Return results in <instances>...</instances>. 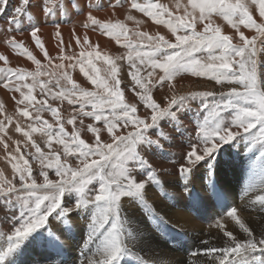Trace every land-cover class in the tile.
<instances>
[{
  "label": "snow or ice",
  "instance_id": "obj_1",
  "mask_svg": "<svg viewBox=\"0 0 264 264\" xmlns=\"http://www.w3.org/2000/svg\"><path fill=\"white\" fill-rule=\"evenodd\" d=\"M7 3L8 0H0V16L4 15ZM29 3L30 0H20L19 6L15 7L8 16L9 25H14L17 31L20 30L21 17L31 15L26 13ZM120 3L121 0H115V3L109 0V6L113 8L120 6ZM95 6L102 7L100 4ZM189 6L191 12L188 11ZM252 6L258 8L259 22L249 11ZM65 7V0H60L58 5L54 4L53 0H47L42 11L45 16H49ZM130 7L151 17L157 24H165L175 36V43L159 33L152 35L136 29L130 34L124 23L102 22L93 16L91 11L88 12L87 22L83 26L98 29L113 37L117 43L124 41L122 46L128 49L129 76L142 89L143 94H139V100L146 110H150V115L144 118L134 116L137 112L136 104L124 102L123 92L119 88L121 81L117 78V66L107 55L104 56V60L109 65L107 71L113 80L111 86L106 79L102 80L98 75H89L85 71L84 59L76 61L80 65V71L91 83L106 93L101 95L100 92L80 88L67 72L60 71L65 67L63 63L56 64L55 70L51 73L42 71L40 61L24 48L22 41H16L15 37L7 40V44L13 50L23 49L22 54L37 65L35 72L9 67L0 69L2 86L9 91L19 92L22 97L16 100L13 96L17 105H25L24 108L17 107V112L21 116L31 117L29 106H32L34 101L39 105L35 108L37 115L33 118V123L28 125L31 132L23 131V135L31 140V133H42L48 138L49 149L55 141L63 146L65 156H74L81 166L72 167L62 162L60 153L52 151L45 153L33 141L31 146L35 149L34 158L40 162L39 176L43 177V182L38 183L37 178L32 174L29 160L21 151L19 142L14 153L8 152L10 160L15 161L12 163L13 179H6L0 173V201H3L12 213L10 217L3 219L5 221L11 219L18 226L14 227L12 234L7 237V248L0 252V264H5V261L33 232L45 227L50 217L67 225L71 222L70 213L85 209L91 211V219L87 224L84 243L89 246V250L91 245H96V251L93 253V257L96 258L82 260L81 264H121L126 256L131 255L126 238L133 234L128 227V219L122 214L121 198L129 197L148 207L144 201L146 183L158 184L159 179L156 169L141 152L153 148L163 149L162 141L172 142L173 138L161 127L162 121L168 120L173 126V131L182 132L178 113L192 111L191 101L218 95L222 102L209 104L205 99H201L197 111L204 113L203 120L198 124L199 131L195 142L189 144V149L182 158L184 163L179 168L185 191L188 190L190 178L197 165L201 161H212L221 142L228 143L242 136L239 129H243L246 134L242 136L244 140L250 143L259 142L260 147L264 148V68H262L264 62L259 59L264 53V0H234V2L188 0L187 6L177 3L178 9L184 8V16L175 15L159 0H146L144 3L131 0ZM197 10L198 16L195 15ZM214 14L222 16L236 29L240 43H233V37L223 34L219 26H213ZM189 17L190 20L187 19ZM127 19L135 21L137 25L140 23L131 15ZM198 24L202 25L201 31H197ZM240 25L254 30L256 35L252 38L246 37L240 31ZM56 28V36L60 37L59 24ZM40 31V27L33 26L30 35L51 64L53 58L49 56L38 36ZM60 43L63 44V41L61 40ZM77 43H80L79 37ZM83 43L89 44L86 35ZM63 52L64 49L61 47V60L64 58ZM197 53H207V55L198 58ZM81 55L83 56V52ZM88 55L90 56L91 53ZM96 56L99 57L100 53L97 52ZM120 58L122 57L117 59ZM67 59L71 61L73 57L69 56ZM0 61L7 63V57L0 55ZM88 63L91 65V60ZM68 67L72 68L74 65L69 63ZM157 69L163 73L156 80L161 87L168 82L171 89L172 80L184 72L207 77L218 85L227 83L230 87L226 93L207 91L178 96L173 92L170 99L165 97L168 102L162 107L152 98L150 89L144 82L148 77H153ZM141 70L146 72L145 77L140 76ZM42 76H49V80L42 81L40 79ZM28 79L31 83L26 82ZM14 81L17 83H13ZM61 81H64V84H61ZM147 83L151 84L152 81L148 80ZM49 85L60 91L53 92ZM37 86L43 97L52 100L67 99L69 104L79 105L76 115L67 120L68 124L74 126L71 134L65 131L64 124L58 118V109L51 107L47 98L37 100L36 96L32 95ZM22 88L27 89V94ZM88 105L91 106V111L85 110ZM3 111V105L0 104V114ZM44 111L50 112L56 118L55 128L47 120L41 121L39 113ZM78 116L81 117L79 121L81 125H83L82 117L102 121L112 142H103L100 136L102 129L88 125L87 130L93 133L95 140L94 143H86L80 138L75 127ZM5 120L10 124L12 117L6 116L4 120H0V133H5ZM129 125L132 126V131L124 134L114 132V129L118 130L120 127L127 129ZM253 129L256 131H250ZM16 131H22L19 124L16 125ZM0 143H3L5 151H8L9 145L2 138ZM211 167L212 164L209 163V168ZM46 169H53L58 179H50ZM137 172L142 173L146 179L138 182L134 175ZM17 175L19 185L14 183ZM248 191H245V196L248 195ZM66 193H73L75 200L71 203L67 201ZM257 206L258 210L264 213V194H256L254 199L249 200L251 209H256ZM237 213L238 209L234 206L226 211V215L235 221L245 234V238L237 239L233 232L226 230L218 220L216 226L227 238L225 244L223 247H205L201 249V254L218 264H264V234L257 238L254 231ZM153 218L162 220L156 216ZM49 233L54 238L53 242L59 240L51 229ZM201 243L209 245L207 240ZM138 264H143L142 260Z\"/></svg>",
  "mask_w": 264,
  "mask_h": 264
},
{
  "label": "bare ground",
  "instance_id": "obj_2",
  "mask_svg": "<svg viewBox=\"0 0 264 264\" xmlns=\"http://www.w3.org/2000/svg\"><path fill=\"white\" fill-rule=\"evenodd\" d=\"M47 0H30L29 5L26 8V13H30V17L28 15H24L21 17V25H20V30L17 31L15 29V26H10L9 22H8V16L12 14V10L19 6L20 0H8L7 3V8L5 9L4 15L0 16V55H4L7 57V63H5L4 61H0V69H3L5 67H9V68H20L25 70V72H35L37 65L30 59L27 58L26 55L22 54L23 49H18V50H13L8 44H7V40L11 39L12 37H15L16 41H22L23 42V46L24 48H27L28 51H30L32 53V55L36 58V60L40 61V65H41V70L42 71H47L49 73L53 72L55 70V65L56 64H60L63 63L65 65L64 69L60 70V71H65L67 72L72 80L80 87L83 89H86L88 91H93V92H98V88L93 85L91 83V81L88 79L87 76L84 75V73H82L80 71V65L78 63H76V61L78 59H84V66H85V71L89 73V75L91 76H99L100 79L102 77V79H105L107 77L106 72L101 68V66L107 64L108 63L104 60V56L107 55L109 57V59L113 60L117 66V76L119 78V80L122 83L126 82V76L128 73V70L125 69L123 67V56H126L127 53L124 52L128 49H126L125 47H123V43L124 41L121 40L120 43H117V41L113 38L110 37L106 34H104L102 31L98 30V29H94L92 27L89 28H85L83 26V24L85 22H87V14L89 11H91L92 15L95 16L97 19H99L102 22H106V21H111V22H116V21H120L122 23H124L128 29L129 32L131 34L132 31L138 29L139 31L142 32H147L149 34H157L159 33L160 35L165 36L166 39L170 40L171 42L175 43V36L172 34V32L169 30V28L161 23V24H157L155 23L151 17H148L146 15H144L143 13L138 12L135 9H131L130 5H131V0H121L120 6L113 8L109 6V0H65L66 3V7L63 8L61 11H59L58 13H54L53 15H49V16H45L44 12L42 11L43 5L44 3H46ZM54 4L58 5L60 3V0H53ZM113 3H115V0H112ZM139 2L144 3L146 2V0H139ZM160 3H163L165 5L168 6L169 10H171L175 15H180V16H184V8H177V3L181 4V5H188V0H159ZM230 2H234V0H230ZM96 4H100L102 5V7L97 8L95 5ZM188 11L191 12L192 9L190 8V6L188 7ZM249 11L252 13L253 18L256 19L259 22V12H258V8H256V6H252L249 8ZM199 12L198 10L196 11L195 15L198 16ZM131 15L134 16L136 18V20L140 21L139 25L136 24L135 21L133 20H129L127 19V17ZM187 19H191V17L187 18ZM212 23L213 26H219L222 30V33L225 35H229L230 37H233V43H240L239 41V36L236 32V29L234 27H232V25H230L222 16H217V15H213L212 16ZM59 24V31L61 33L60 37L56 36V25ZM33 26H38L40 27L41 31L38 33V36L41 38L42 43L45 46V49L47 50V52L49 53V56L52 59L51 64L49 63V60L46 59L43 55V53L40 51V49L35 45L34 41L32 40V37L30 35V29ZM11 29V30H10ZM202 30V25H197V31H201ZM240 31L244 33V35L247 36H255L256 33L254 30H249L247 28H245L243 25H240ZM177 34H182V33H177ZM88 37L89 40V44H84L83 43V38L84 36ZM77 37L80 38V43H77ZM63 41V44L60 43V41ZM63 47L64 52H63V60L60 59L61 53H60V48ZM83 52V56L81 55V53ZM99 52L100 56L97 57L96 53ZM91 53V55L89 56L88 54ZM198 54V58H204L206 57V53H197ZM196 54V55H197ZM73 57V59L71 61H69L67 59V57ZM87 57V58H84ZM118 57H122L120 59H117ZM259 59L264 62V53H262L259 57ZM91 60V65H89L88 61ZM69 63H72L74 65V67L69 68L68 65ZM109 68V65H108ZM262 68H264V63H262ZM160 75H163V73L157 69L153 75V77H148L147 80H145L144 82H147L148 80L152 81V83L150 85L154 86V85H159L156 83V80L158 79V77ZM146 76V72L141 70V77H145ZM200 77V76H199ZM40 79L42 81H48L49 80V76H42L40 77ZM27 83H31V80L28 79L26 81ZM13 83H17V82H13ZM23 83V82H20ZM64 83V81L62 82V84ZM167 82L164 83L165 85V92H150V94L152 95V98L156 101V102H163V100L165 99V97H171V95L173 94V92L175 94H180L182 92H187V91H193V90H207V91H211L214 93H217L218 91L224 90L225 88V84L224 85H216L214 82H212V80L207 79V77H202L201 78H194L190 72H184L181 73L179 75H177L173 80H172V88L170 89L169 87H167ZM227 84V83H226ZM163 85V86H164ZM228 85V84H227ZM160 86V85H159ZM49 87L52 89V91L58 92L57 88L52 87L51 85H49ZM70 87V85H69ZM228 88L230 87V85L227 86ZM131 90H128L127 88H122L120 89L123 92L124 98L126 99V103L127 104H136L137 106V112L134 114V116H141L144 114V110H141L138 108V99L137 97L134 95L133 93V87H130ZM135 89V88H134ZM22 90L27 94V89L26 88H22ZM158 90V89H157ZM60 91V89H59ZM171 91V92H170ZM40 92L39 87L37 86L33 92L32 95L36 96L37 100H41L42 98H47V97H43L40 94V97H38V93ZM13 96L16 98V100H20L22 99V97L20 96L19 92H15V91H9L8 89H5L2 86V83H0V104L3 105V113L0 114V120H4V118L6 116H11L12 117V122L9 124L6 120H5V124H6V130L5 133H0V138L3 139V141L5 143H7L9 145V148L11 147V144H13L11 141L15 138H24L25 141L29 140L27 137L25 136H20V134L18 135L17 131H16V125L19 124L22 130L25 131H29L31 132L30 128L28 127V125L30 123H33V118L37 115L35 108L39 107V105H37L35 103V101L33 102L32 106H29L28 110L31 113V117L29 118H25L23 116H21L18 112H17V107L19 108H24L25 105H17L16 104V100H13ZM216 97V96H215ZM219 98V97H218ZM213 99V97H212ZM217 99V98H216ZM220 99V98H219ZM221 101V100H220ZM27 103V102H26ZM48 103L51 105V107H54L56 109H58V113L59 116L58 118L60 119V121L64 124V126H67L69 129V132L72 133L73 129H71L70 127H74L71 124L67 123V120L72 118L73 115H76V110L73 111L70 108L77 106V105H71L69 104L67 99H62V100H52L49 99ZM65 104L66 106L64 107V111L62 110V104ZM216 103V102H215ZM63 104V105H64ZM210 104V103H209ZM213 104V103H212ZM90 108L91 106L88 105ZM92 110V109H91ZM90 110V111H91ZM198 113V112H197ZM40 117H41V121L43 120H47L50 124H52L53 126L56 125V118H54L52 116V114L48 111H44L39 113ZM197 115V114H196ZM191 116V115H190ZM196 117V116H195ZM199 118H203V117H199ZM81 117H77V123L75 125V127H83V131L80 132L79 134H81L84 137H90V140L92 141V136L93 133H91L90 131L87 130V126L88 125H93L95 127H98L100 129H102L100 136H101V140H105V138L109 137L111 138V136L108 134L107 129L104 127V124L102 121H95V120H91V121H87L85 120V117H82L83 119V125H81L79 123ZM192 120V119H191ZM198 121V120H197ZM191 121L189 122L186 118H184V121H182V124H186L190 127H188V129H191L190 131L193 132L192 129V125L195 124V122H192V124H190ZM198 124H195V126H197ZM194 126V127H195ZM132 127V126H131ZM197 128V127H195ZM243 129H239V131L242 133ZM119 130L114 129V132H118ZM132 131V129H131ZM197 131V130H196ZM195 131V132H196ZM251 131V130H250ZM256 131V129L254 130ZM128 131H125L124 133H126ZM119 134H124L123 131L118 132ZM177 135V134H175ZM191 135V134H190ZM191 138V137H190ZM239 138V137H237ZM47 137L44 136L42 133L40 132H36V133H31V140L30 142L32 143L33 141L38 144L41 149L45 150V151H52V152H58L60 154H62L61 156V161L62 162H67L69 163V161L71 163H75L76 159L74 156H65L63 153V149H60L59 144H57L55 141H53L51 149H49L48 144H47ZM193 139V138H192ZM240 139V138H239ZM243 139V138H242ZM22 142V139L20 138ZM179 140V139H178ZM177 140V141H178ZM191 140V139H190ZM24 141V144H25ZM189 141V140H188ZM15 142V140H14ZM180 142V141H179ZM195 142V141H194ZM27 143V142H26ZM91 143V142H90ZM187 143V142H185ZM176 144V143H175ZM179 143H177L176 145H178ZM190 144V143H189ZM245 144V143H244ZM0 145H2V143H0ZM14 145V144H13ZM22 145V144H21ZM31 145V144H30ZM164 145V144H163ZM249 145V144H248ZM26 146V144H25ZM168 146V144H167ZM188 146V145H187ZM224 154H225V161H226V167L223 168L221 171L219 170V179H220V183L223 184L226 193L228 195V197H230L231 200H233L234 196H236V191L239 190L238 188H235L236 185L239 183L238 181L242 180L243 178H245V184H244V190H249L248 191V195L246 198H240L239 200V206L240 208L238 209V213L237 215L243 220V222H245V224L250 227L254 233L256 234V236H261L262 234H264V222H260V220L264 221V214L262 213H257V210L252 211V209L249 207V200L252 199L253 196L256 195L257 192H259L258 194H260V192L262 191L261 188H259V191H257L258 189V184L257 183H263L264 180L262 181V179L264 178V173H258L256 174L254 172V169L258 170L257 165L255 164H242L245 165V168H247V170L245 172H243L244 170H242L241 167V163L240 161H238L237 159H240V155H241V150L242 145L239 144L238 139L233 140V141H229L228 143H224ZM13 147V146H12ZM181 147V146H180ZM8 148V151H2L0 153V165L3 166L4 163H8L11 164V161H7L6 160V156L8 155V152H12L10 151V149ZM168 148V147H167ZM189 148V147H188ZM222 148V147H221ZM252 148V147H251ZM4 149L0 147V150ZM170 149V148H169ZM172 149V148H171ZM247 149V148H246ZM258 149V147H257ZM139 150V149H138ZM219 150V149H218ZM259 150V149H258ZM147 151V150H146ZM149 153L152 151H150L148 149ZM147 151V152H148ZM243 151V150H242ZM263 151V150H262ZM144 152V151H143ZM223 152V151H222ZM246 152V151H245ZM258 152V151H257ZM255 152V153H257ZM171 153V152H170ZM144 154V153H143ZM146 154V153H145ZM152 154V152L150 153ZM155 154V152H154ZM250 154V152H249ZM259 154V153H258ZM160 155V154H159ZM183 154L178 155L175 159H177L179 161V163H184L183 161ZM219 155V154H218ZM184 156V155H183ZM216 156V155H215ZM244 156V155H243ZM167 157V156H166ZM164 158V157H163ZM216 158V157H215ZM222 158V157H221ZM262 158V157H261ZM162 159V158H161ZM236 159V160H234ZM244 159V157H243ZM163 160V159H162ZM172 160V159H171ZM214 160V158H213ZM217 160V159H215ZM220 160V159H219ZM234 160V161H233ZM246 160V159H245ZM233 161V163H232ZM149 162L153 165L154 169H161V165L163 161L159 160V159H150ZM171 162V161H170ZM174 162V161H173ZM202 162V161H201ZM244 162V161H243ZM167 163V162H166ZM178 163V162H177ZM220 163V162H219ZM224 163V162H223ZM222 163V164H223ZM233 164V166L229 165V164ZM250 163V162H249ZM259 163V162H257ZM262 163V162H261ZM175 164V163H174ZM173 164V165H174ZM180 164V165H181ZM218 164V163H217ZM237 165V166H236ZM262 165V164H261ZM264 165V164H263ZM164 166V165H163ZM166 169H161V175L164 178H167V184L169 185V187L174 188V190L176 189V186H178V180L176 179H169V176H167L166 174H168L170 171L169 167L166 166ZM175 167V166H174ZM207 167V166H206ZM204 168V167H203ZM261 168V167H259ZM13 169V168H12ZM10 168H6L5 171H0V173L3 174V176L6 179H13V171H9ZM197 170V171H196ZM201 170H203L201 168ZM214 171V170H213ZM174 172V170H173ZM195 172L200 174L201 171L198 167V169H195ZM218 172V171H217ZM158 173V172H157ZM214 173V172H213ZM136 173H134L135 175ZM139 174V172H138ZM201 175V174H200ZM210 175V174H209ZM214 175V174H213ZM218 175V174H217ZM18 176V175H17ZM34 176V175H33ZM171 176V175H170ZM216 176V174H215ZM201 177V176H200ZM196 178V177H195ZM197 179V178H196ZM195 179V180H196ZM200 179V178H199ZM191 180V179H190ZM218 180V179H217ZM238 180V181H237ZM261 181V182H258ZM191 182V181H190ZM234 182H236L234 184ZM219 183V182H218ZM243 183V182H242ZM181 184V183H180ZM207 184V183H206ZM257 184V185H256ZM182 185V184H181ZM241 187V186H240ZM259 187H262V185H260ZM146 191H148V186H146ZM180 189V188H179ZM242 189V188H241ZM171 190V189H170ZM172 191V190H171ZM177 191V190H176ZM179 191V190H178ZM245 191H241V193L244 195ZM257 191V192H256ZM174 192V191H173ZM214 192V191H213ZM152 193V192H151ZM150 193V195H151ZM176 193V192H175ZM178 193V192H177ZM180 193V192H179ZM179 193L177 194V196L179 195ZM183 194V192H181ZM241 193H239L241 195ZM147 194V193H146ZM169 194V193H168ZM202 195V194H201ZM239 195V197H240ZM147 196V195H146ZM155 196V195H154ZM160 196V195H159ZM207 196V195H206ZM71 197V196H70ZM165 197V196H164ZM183 197V196H182ZM205 197V196H204ZM208 197V196H207ZM215 197V196H213ZM226 197V196H225ZM147 198V197H146ZM150 198V197H148ZM153 198V197H152ZM157 198V197H156ZM161 198V197H160ZM209 198H211L209 196ZM254 198V197H253ZM122 199V198H121ZM128 199V197H127ZM169 199V198H168ZM70 200V199H69ZM145 200V199H144ZM151 200V199H150ZM155 200V198H154ZM163 200V199H161ZM217 200V198H216ZM215 200V201H216ZM125 201V199L123 200ZM129 201V200H128ZM149 200H147L148 202ZM152 201V200H151ZM159 201V200H157ZM179 205L177 204L175 207L177 209H173V206H170L167 204V202L165 203L164 201H159L156 205L161 209V212L163 214V217H170V219L173 217L179 221L185 222L187 225L183 226V227H187L189 228L190 231H197L198 233H202V235H206V233L202 232L205 229V224L208 222H205V219L203 217V215H201L202 217H198V218H194L192 215H190V213L188 212V210L184 209L183 211L181 210L182 208V199H179ZM205 201V200H204ZM203 201V202H204ZM212 201V200H211ZM228 201V200H227ZM70 202V201H69ZM206 202H209L206 200ZM218 202V201H217ZM216 202V203H217ZM220 202V201H219ZM235 202V201H233ZM130 203V202H129ZM151 203V202H150ZM201 203V202H200ZM215 203V202H214ZM221 203V202H220ZM224 203V202H223ZM227 203V202H226ZM149 204V203H148ZM187 204V203H186ZM225 204V203H224ZM130 204L126 203L125 206H127V210H125V213L128 214V219L130 220H134V223H139L140 221V217L141 215L137 214L135 208H132V205L128 206ZM143 205V204H142ZM155 205V204H154ZM211 205V204H209ZM213 205V204H212ZM215 205V204H214ZM221 205V204H220ZM226 205V204H225ZM123 206V203H122ZM134 206V205H133ZM180 206V207H179ZM201 205H199L200 207ZM232 206V205H231ZM151 207H153L151 205ZM155 207V206H154ZM224 207V206H223ZM137 208V207H136ZM150 208V207H149ZM201 208V207H200ZM199 208V209H200ZM204 208V206H203ZM207 208V207H206ZM138 209V208H137ZM152 209V208H151ZM183 209V208H182ZM217 209V208H216ZM227 209V208H226ZM207 210V209H206ZM218 210V209H217ZM138 211V210H137ZM153 211V210H152ZM158 211V210H157ZM200 211V210H199ZM205 211V210H204ZM220 211V210H219ZM150 212V211H149ZM222 212V210H221ZM247 212H251L250 214ZM2 213V211H1ZM18 213V212H17ZM142 213V211H141ZM192 213V212H191ZM82 214V213H81ZM85 214V213H84ZM151 214V213H150ZM207 214V213H206ZM205 214V215H206ZM210 214V213H209ZM212 214V213H211ZM83 215V214H82ZM139 215V216H138ZM149 215V214H148ZM152 215V214H151ZM156 215V214H155ZM195 215V214H194ZM220 215V214H219ZM11 216V214H10ZM81 216V215H80ZM197 216V215H196ZM206 216H209L208 214ZM224 216V215H223ZM143 217V216H142ZM160 217V216H159ZM162 217V216H161ZM222 217V216H221ZM223 218V217H222ZM167 219V218H166ZM174 219V220H175ZM55 220V218H54ZM76 220V219H75ZM81 220V219H80ZM165 220V219H164ZM208 220V219H207ZM56 221V220H55ZM54 221V222H55ZM78 221V220H77ZM166 221V220H165ZM170 221V220H169ZM232 218L228 217L227 219L224 220L225 224H224V228L226 230H229L231 232H233V234L237 237V239H241L243 240L245 238V234L239 229V226L234 223H232ZM52 222V221H51ZM61 222V221H60ZM59 222V223H60ZM75 222V221H74ZM144 222V221H143ZM159 222V221H158ZM161 222V221H160ZM168 222V221H167ZM177 222V221H175ZM77 223V222H76ZM75 223V224H76ZM86 223V222H85ZM132 223V222H131ZM148 223V222H147ZM171 223V222H170ZM182 223V222H181ZM217 223V222H216ZM4 224V223H3ZM57 224V223H55ZM62 223H60L59 225L61 226ZM64 224V223H63ZM79 224V223H77ZM136 225V224H135ZM159 225V224H158ZM10 226V225H9ZM8 226V227H9ZM50 226V225H49ZM56 226V225H55ZM80 226V225H79ZM131 226V225H130ZM144 226V225H142ZM154 226V225H153ZM166 226V225H165ZM6 227V226H5ZM59 227V226H57ZM62 227V226H61ZM63 227H67V226H63ZM78 226H76L77 228ZM163 227V226H162ZM181 229H184V228ZM4 228V227H3ZM52 228V227H51ZM60 228V227H59ZM74 228V229H76ZM83 228V227H82ZM87 228V227H86ZM179 228V227H178ZM9 229V228H8ZM57 229V228H56ZM67 229V228H66ZM140 229V228H139ZM151 228H149L150 230ZM158 229V228H157ZM194 229V230H191ZM216 229V226L214 227H210L207 231V241H209V245L210 246H215V247H223L225 244V241L227 238H225L223 235H219L217 234L219 231H214ZM46 230V229H45ZM53 230V229H52ZM63 230V229H62ZM79 230V229H78ZM82 230V229H81ZM145 230L146 227H145ZM185 230V229H184ZM189 230L186 229V232H188ZM40 231V230H39ZM38 231V232H39ZM64 231V230H63ZM73 231V230H72ZM139 231V230H137ZM221 231V230H220ZM46 232V231H45ZM59 232V231H58ZM68 232V231H65ZM77 232V231H76ZM82 232V231H81ZM85 232V231H84ZM6 233V232H4ZM54 233V231H53ZM56 233V232H55ZM61 233V232H60ZM64 233V232H63ZM140 233V232H139ZM147 237H151L153 238L152 243H156L158 240L153 234L151 235V233L149 231L145 232ZM159 233V232H158ZM161 233V232H160ZM159 233V234H160ZM165 232L161 233L164 234ZM189 233V232H188ZM47 234V233H46ZM45 234V235H46ZM67 234V233H66ZM76 234V233H75ZM86 234V233H84ZM160 234V235H161ZM41 235V234H40ZM50 235V233H49ZM78 235V234H77ZM175 235V234H174ZM44 236V234H43ZM63 236V235H62ZM79 236V235H78ZM132 236V241L134 239H136L134 236V234L131 235ZM145 236V235H144ZM159 236V235H158ZM58 237V236H57ZM60 237V236H59ZM130 237V236H129ZM128 237V238H129ZM139 237V236H138ZM162 237V236H161ZM171 237V236H170ZM181 237V236H180ZM196 234H193L191 236V240L189 243V239H184L181 241V244L176 245L173 250L170 249L168 250V252H164L167 257L170 256H174V263H184L187 261V263H190V259L187 257V255L184 253V251H189L190 245L191 243H193V241L196 238ZM202 237V236H200ZM29 238V237H28ZM51 238V237H50ZM67 238V237H65ZM70 238V237H69ZM166 238V236H165ZM176 238V237H175ZM188 238V237H187ZM43 239H45L43 237ZM64 239V238H62ZM78 239V238H77ZM80 239V238H79ZM138 239V238H137ZM146 239V238H145ZM167 239V238H166ZM181 239V238H180ZM34 240V239H33ZM61 240V239H60ZM68 240V239H67ZM140 241L143 240V238L139 239ZM163 240V239H162ZM65 241V240H64ZM62 241V243L64 242ZM79 241V240H78ZM85 240L82 239V241L80 242L82 245H85L84 243ZM146 241V240H145ZM164 241H166L164 239ZM180 241V240H179ZM187 241V243H186ZM41 242V241H40ZM44 242V241H43ZM67 242V241H66ZM53 243V242H52ZM71 243V242H70ZM129 243V242H128ZM131 243V242H130ZM129 243V244H130ZM142 243V242H141ZM144 243V242H143ZM147 243V242H146ZM174 243V242H173ZM177 243V242H176ZM54 244V243H53ZM127 244V245H129ZM133 244V243H132ZM131 244V245H132ZM145 244V243H144ZM142 244V245H144ZM148 244V243H147ZM160 244V243H159ZM163 244V243H162ZM170 244V243H169ZM48 245V244H47ZM60 245V244H59ZM66 245V244H64ZM81 245V246H82ZM134 245V244H133ZM132 245V246H133ZM150 245V244H149ZM156 245V244H155ZM172 245V244H170ZM208 245V246H209ZM33 246V245H32ZM49 246V245H48ZM46 246V247H48ZM57 246V245H56ZM96 246V245H95ZM147 246V245H146ZM165 246V245H164ZM196 246V245H195ZM205 246V245H204ZM40 247V245H39ZM51 247V246H49ZM54 247V246H53ZM64 247V246H63ZM66 247V246H65ZM64 247V248H65ZM69 247V246H68ZM153 247V246H152ZM158 247V246H157ZM163 247V246H162ZM29 248V247H28ZM45 248V247H44ZM62 248V245H61ZM84 248V247H83ZM82 248V249H83ZM86 248V247H85ZM142 248V247H141ZM144 248V247H143ZM172 248V247H171ZM205 248V247H204ZM24 250H26L25 248H23ZM41 249V247H40ZM50 249V248H49ZM56 249V248H55ZM96 249V248H94ZM135 249V248H134ZM148 249V248H147ZM30 250V249H29ZM35 250V248H34ZM51 250V249H50ZM67 250V249H66ZM131 250V249H130ZM136 250V249H135ZM146 250V249H145ZM154 250V249H153ZM23 251V250H21ZM46 251V250H45ZM52 251V250H51ZM65 251V250H64ZM92 251V250H91ZM132 251V250H131ZM155 251V250H154ZM161 251V250H160ZM25 252V251H24ZM31 252V251H30ZM44 252V251H42ZM50 252V251H49ZM56 252V251H55ZM61 252V251H60ZM94 252V251H93ZM141 252V251H140ZM148 252V251H147ZM158 252V251H157ZM192 252V251H191ZM19 253V252H18ZM23 253V252H22ZM36 253V251H35ZM52 253V252H51ZM54 253V252H53ZM58 252H56L57 254ZM65 253L67 254V252L65 251ZM134 253V252H133ZM136 253V252H135ZM146 253V252H145ZM187 253V252H186ZM26 254V253H25ZM46 254V253H45ZM72 254V253H71ZM71 254H63L61 252L60 256H63L66 260L65 263L63 264H69L68 262L71 261V264H81V261H87L90 258L95 259V257L91 256V255H87L85 256L82 260H79V262H74V258L71 257ZM79 254V253H78ZM91 254V253H90ZM132 254V252H131ZM150 254V253H149ZM158 254V253H157ZM161 254V253H159ZM158 254V255H159ZM163 254V252H162ZM23 255V254H21ZM48 255V254H47ZM74 257V256H73ZM132 257V256H131ZM135 257V256H134ZM149 257V256H147ZM153 257V256H152ZM166 257V258H167ZM42 258V257H41ZM49 258V257H47ZM79 258V257H77ZM155 258V257H154ZM153 258V259H154ZM163 258V256H162ZM169 258V257H168ZM167 258V259H168ZM33 259V258H32ZM38 259V256H37ZM135 259V258H134ZM140 259V258H139ZM144 259V258H143ZM165 259V258H164ZM201 259V258H200ZM35 260V259H34ZM57 260V259H56ZM142 260V259H141ZM149 260V259H148ZM156 260V259H155ZM166 260V259H165ZM206 260V259H205ZM37 261V260H36ZM153 261V260H151ZM163 261V259H162ZM49 262V261H48ZM123 262V261H122ZM125 262V261H124ZM150 262V261H149ZM164 262V261H163ZM162 262V263H163ZM166 262V261H165ZM164 262V263H165ZM169 262V261H168ZM167 262V263H168ZM209 262V261H208ZM52 263V262H51ZM137 263V262H136ZM145 263V261H144ZM166 263V264H167ZM205 263V262H204ZM32 264V263H31ZM39 264V263H38ZM47 264V263H46ZM53 264H59L53 262ZM122 264V263H121ZM146 264V263H145ZM150 264V263H149ZM191 264V263H190ZM211 264V263H210Z\"/></svg>",
  "mask_w": 264,
  "mask_h": 264
},
{
  "label": "rangeland",
  "instance_id": "obj_3",
  "mask_svg": "<svg viewBox=\"0 0 264 264\" xmlns=\"http://www.w3.org/2000/svg\"><path fill=\"white\" fill-rule=\"evenodd\" d=\"M248 38H252L253 36H247ZM257 43L259 44V41H257ZM124 52H128V50L124 51ZM202 54V53H201ZM207 54V53H206ZM198 56V54H197ZM123 67L125 69L128 70V73H127V76H126V82L125 83H120V86L119 88L122 89V88H127L128 90H131L130 87H133V93L134 95L137 97L138 99V108L141 109V110H144V114L141 115V116H138L140 118H144L146 115H150V110H146L144 104L139 100V94H143L142 93V89L135 84V82L131 79V77L129 76V69H130V66H129V63L127 61V55L126 56H123ZM101 68L106 72L107 74V77L105 78L110 86L112 85L113 83V80H112V77L110 76V74L108 73L107 69H108V65L105 64L103 66H101ZM191 74V73H190ZM192 75V74H191ZM140 76H141V72H140ZM194 78H201L199 76H194L192 75ZM118 78V76H117ZM102 79V77H101ZM105 79H102V80H105ZM119 79V78H118ZM203 79V77H202ZM208 79V78H207ZM63 81H61V84H62ZM215 83V81H212ZM64 84V83H63ZM146 86L149 87L150 89V92H165V85L164 86H159V85H150L148 84L147 82H145ZM172 84V82H171ZM216 84V83H215ZM167 87H169L168 85V82H167ZM218 85V84H216ZM52 87H54L53 85H51ZM228 85L225 83V88L224 90H221V91H218L217 93H220V92H224L226 93L228 91ZM55 88V87H54ZM135 88V89H134ZM158 89V90H157ZM57 90L59 91V89L57 88ZM55 92V91H53ZM98 92H100L101 95H106V93L101 90V89H98ZM171 92V91H170ZM191 92H207V90H193V91H187V92H182L180 94H176L178 96H181V95H186L188 93H191ZM40 92L38 93V97H40ZM124 96V95H123ZM219 96L217 95L216 97L214 96L213 99L212 97H207V98H198L197 100H194V101H191L190 102V107L192 109V111H184V112H181V113H178V116H179V119H180V122L182 124V121H184V118H186L189 122L191 121L190 124H192V122H195V124H199L200 122H202L203 118H199V117H203L204 116V113H200L197 111V109L200 107V102H201V99H205L206 102L210 103V104H216V103H219V102H222L220 101L221 98L219 99L218 98ZM169 99L171 97H168ZM217 98V99H216ZM44 99V98H42ZM47 99L49 100L50 98L47 97ZM124 102L126 103V99L124 98ZM168 100L167 99H164L163 102H157L158 104H160L162 107L167 104ZM216 102V103H215ZM64 104V103H63ZM62 104V110L64 111V107L66 106L65 104L63 105ZM71 110L75 111V110H78L79 109V105L77 104V106H74L72 108H70ZM86 111H90L91 108L89 106H86L85 108ZM198 112V113H197ZM108 114V113H106ZM197 114V115H196ZM191 115V116H190ZM196 116V117H195ZM192 119V120H191ZM85 120L87 121H91V120H94L93 118L91 117H85ZM198 120V121H197ZM98 122V121H97ZM99 123V122H98ZM195 124L192 125V129H193V132H191L190 130L191 129H188V125L186 124H182V132H175L173 131V126L172 124L168 121V120H165V121H162V124H161V127L163 128V130L167 133H169V135L173 138L172 139V142H164L162 141V143L164 144L163 146V149H159V148H153V149H149L152 154L149 153L148 149L147 151H142L141 154L142 155H145V158L147 159H159L162 162L161 165V169H166L168 166L169 167V173L166 174L167 176H169V179H176L178 180V186H176V189L174 190V188H171L169 187V185L167 184V178H164L162 175H161V169H156V174L158 176V179H159V183L156 184V183H146V186H148V191H146V187H145V191H144V201L145 203L147 204L148 207H145V204H141L139 201H135L133 200L132 198H129L127 199V197H122L121 199V208H122V214L123 216H125L126 218L128 217V214L125 213V210H127V206L126 203L132 205V208H135L137 214L139 212V214L141 215L140 217V221L139 223H134V220H130L128 219L129 221V224H128V227L132 230L134 236H136L133 241H132V236H130L129 238L127 237L126 238V242L127 244H130L128 245L129 247V250L130 252H132L131 255L129 256H126L122 261L121 263L122 264H138L139 261H141L142 259V262L143 264H166L168 261L167 264H182V263H174V256L170 257L164 253L165 251L168 252V250L172 249L178 245V244H181V241L184 240L185 238L186 239H189V243H190V240H191V236L193 234H196V238L194 240L196 241H193V243H191L190 245V248H189V251H184V253L187 255V257L191 260L190 263L191 264H218V262H213L209 257L201 254V249H203L204 247H208V245H205L202 244L201 242L202 241H205L207 240V231L210 227H214L216 226V222L219 220L223 225L225 224L224 220L228 218V216L226 215V211L228 208L230 207H236L237 209L240 208L239 206V200L240 198H246L247 196L243 195L241 193V191H245L244 190V182H245V178H243L241 181L237 180L239 183L236 185L235 188H238L239 187V190L236 191V196H234L233 200L230 199V197H228L227 193H226V190L223 186L222 183H220V179H219V170L221 171L223 168L226 167V161H225V154H224V146L223 144L224 143H220V146H219V150L217 149L216 152L214 153V160L212 161H202L200 162L197 167L195 169H200L201 171V175L196 173L195 172V169L193 170V174L191 176V182L189 181V186H188V190L185 191L184 190V181L182 178H180V175H179V168H180V164L179 161L177 159H175L178 155L181 156V154H185L187 151H188V147H189V143H194L195 139H196V134L197 132L199 131V128H198V125L195 126ZM197 128H195V127ZM56 127V125L54 126V128ZM65 128V131L69 134H71V132H69V128L67 126H64ZM71 129H73V127L71 126L70 127ZM77 131L80 133L83 131V127H77L76 128ZM132 127L131 125H129V127L127 129L123 128V127H120L118 130V132L120 131H123V133L125 131H131ZM197 130V131H196ZM255 129L251 130V131H254ZM23 131L25 130H22L21 132H17L18 135L20 134V136H24L23 135ZM196 131V132H195ZM151 134V133H150ZM177 134V135H175ZM191 134V135H190ZM242 136L243 135H246L244 134L243 130H242ZM80 135V138L81 139H84L86 143H94V140H95V137L92 136V141L90 140V137H84L82 136L81 134ZM242 136H240L239 138H236V140L238 139L239 141V144L242 145V150H241V155H240V159H237L238 161H240L241 163V169L244 170L243 172H245L247 170V168H245V165H242V164H255L257 165L258 167V170L253 168L254 169V172L256 174H258L259 172L260 173H264V148L260 147V143L259 142H255V143H250L249 141H246L244 139H242ZM191 137V138H190ZM22 139V142L19 143V146L21 147V151L23 153H25V158L29 160V165L32 169V174L34 175V177L37 178V182L38 183H41L43 182V177L39 176V169L41 167L40 165V162L34 158V155H35V149L32 148V146L30 144H32L30 142V140H26L22 137H20ZM20 138H15L13 139L11 142L14 144H11V149L10 151H12L14 153V149L17 145V142L21 141ZM153 138L155 139V136H153ZM193 138V139H192ZM179 139V140H178ZM191 139V140H190ZM15 140V142H14ZM178 140V141H177ZM189 140V141H188ZM24 141H25V144H24ZM103 141V140H102ZM180 141V142H179ZM27 142V143H26ZM91 142V143H90ZM103 142H106V143H111L112 142V139L107 137L105 138V140ZM187 142V143H185ZM177 143H179L178 145H176ZM245 143V144H244ZM22 144V145H21ZM58 144V143H57ZM168 144V146H167ZM249 144V145H248ZM188 145V146H187ZM13 146V147H12ZM181 146V147H180ZM1 148H3V143L2 145H0ZM59 147L60 149H63V146L59 144ZM168 147V148H167ZM222 147V148H221ZM252 147V148H251ZM258 147V149H257ZM170 148V149H169ZM172 148V149H171ZM247 148V149H246ZM140 150V148H138ZM138 150V151H139ZM263 150V151H262ZM2 151H5V149H2L0 150V153ZM43 152L45 153H49V151H45L42 149ZM223 151V152H222ZM246 151V152H245ZM258 151V152H257ZM155 152V154H154ZM171 152V153H170ZM250 152V154H249ZM257 152V153H255ZM144 153V154H143ZM146 153V154H145ZM259 153V154H258ZM160 154V155H159ZM219 154V155H218ZM62 156V154H60ZM182 155V157H183ZM216 155V156H215ZM244 155V156H243ZM167 156V157H166ZM164 157V158H163ZM216 157V158H215ZM222 157V158H221ZM244 157V159H243ZM262 157V158H261ZM163 160H162V159ZM172 159V160H171ZM217 159V160H215ZM220 159V160H219ZM246 159V160H245ZM6 160L8 161H11L10 160V157L9 155L6 156ZM236 160V159H234ZM233 160V161H234ZM171 161V162H170ZM174 161V162H173ZM232 161V163H233ZM244 161V162H243ZM167 162V163H166ZM178 162V163H177ZM220 162V163H219ZM224 162V163H223ZM250 162V163H249ZM259 162V163H257ZM262 162V163H261ZM12 163H15V161H11V164H8V163H4L3 166L0 165V171H5L6 168H10V172L13 171L12 169ZM22 164V162H20ZM67 163V162H66ZM175 163V164H174ZM209 163L212 164V167L209 168ZM218 163V164H217ZM223 163V164H222ZM229 164L231 166H233V164ZM68 165L72 166V167H77V166H81L79 165L78 161L76 160V162L73 164L69 161V163H67ZM174 164V165H173ZM262 164V165H261ZM164 165V166H163ZM175 166V167H174ZM207 166V167H206ZM225 166V167H224ZM237 166V165H236ZM204 167V168H203ZM223 167V168H222ZM261 167V168H259ZM201 168L203 170H201ZM48 172H49V178L50 179H58L56 176H55V173H54V170L53 169H46ZM174 170V172H173ZM214 170V171H213ZM197 171V170H196ZM218 171V172H217ZM158 172V173H157ZM214 172V173H213ZM210 174V175H209ZM214 174V175H213ZM216 174V176H215ZM218 174V175H217ZM136 175V178L138 180V182L140 180H144L146 179V177L142 174V173H139L138 172L135 174ZM171 175V176H170ZM201 176V177H200ZM197 179H196V178ZM200 178V179H199ZM196 179V180H195ZM218 179V180H217ZM264 180V178L262 179V181ZM219 182V183H218ZM243 182V183H242ZM258 182H261V181H258ZM14 183H16L17 185H19V178L18 176H16V179L14 180ZM182 185H181V184ZM207 183V184H206ZM236 182H234L235 184ZM258 184V189L257 191H259V188L262 189V191L260 192V194H264V182L263 183H257ZM256 184V185H257ZM260 185H262V187H259ZM96 187H98V185H95ZM241 186V187H240ZM92 187V186H90ZM180 188V189H179ZM242 188V189H241ZM172 191H171V190ZM177 190V191H176ZM179 190V191H178ZM174 191V192H173ZM214 191V192H213ZM256 191V192H257ZM152 192V193H151ZM176 192V193H175ZM179 193V195L177 196V194ZM183 192V194L181 193ZM147 193V194H146ZM151 193V195H150ZM169 193V194H168ZM241 193V195L239 194ZM259 192H257L256 194H258ZM202 194V195H201ZM147 195V196H146ZM155 195V196H154ZM160 195V196H159ZM208 197H207V196ZM240 195V197H239ZM71 196V197H70ZM165 196V197H164ZM183 196V197H182ZM205 196V197H204ZM209 196L211 198H209ZM215 196V197H213ZM226 196V197H225ZM147 197V198H146ZM150 197V198H148ZM153 197V198H152ZM157 197V198H156ZM161 197V198H160ZM255 197V196H253ZM252 197V199H254ZM155 198V200H154ZM169 198V199H168ZM217 198V200H216ZM65 199L67 201H70L73 202L75 200V195L73 193H66L65 194ZM70 199V200H69ZM125 199V201H123ZM152 201H151V200ZM163 199V200H161ZM179 199H182V208L181 210L183 211L184 209L188 210V212L190 213V215H192L194 218H198V217H202L201 215H203L204 219H205V222H207L205 224V229L202 231L204 233H206V235H202V233H198L197 231H190L188 226L185 228L183 226H186L187 224L185 222L182 221H179L176 220L174 217H173V220L172 218L170 219V217H163V214L161 212V209L156 205L159 201H164L165 200V203L167 202L168 205L170 206H173L174 210L177 209L175 206L178 204L179 205ZM239 199V200H238ZM129 200V201H128ZM147 200H149L147 202ZM159 200V201H157ZM205 200V201H204ZM209 201V202H206ZM212 200V201H211ZM216 200V201H215ZM228 200V201H227ZM204 201V202H203ZM218 201V202H217ZM221 203H220V202ZM235 201V202H233ZM130 202V203H129ZM151 202V203H150ZM201 202V203H200ZM215 202V203H214ZM217 202V203H216ZM226 204H224V203ZM227 202V203H226ZM122 203H123V206H122ZM149 203V204H148ZM187 203V204H186ZM155 204V205H154ZM211 204V205H209ZM213 204V205H212ZM215 204V205H214ZM221 204V205H220ZM128 205V206H130ZM134 205V206H133ZM151 205L153 207H151ZM175 205V206H174ZM199 205H201L199 207ZM232 205V206H231ZM155 206V207H154ZM204 206V208H203ZM224 206V207H223ZM138 209H137V208ZM150 207V208H149ZM180 207V206H179ZM189 207V208H188ZM207 207V208H206ZM152 208V209H151ZM200 208V209H199ZM218 210H217V209ZM227 208V209H226ZM207 209V210H206ZM138 210V211H137ZM153 210V211H152ZM158 210V211H157ZM200 210V211H199ZM205 210V211H204ZM220 210V211H219ZM222 210V212H221ZM254 210H257V213H261L259 210H258V206L256 209ZM2 211V213H1ZM142 211V213H141ZM150 211V212H149ZM253 211V209H252ZM192 212V213H191ZM83 215H82V214ZM85 213V214H84ZM152 215H151V214ZM209 216H206L207 214ZM210 213V214H209ZM212 213V214H211ZM247 213H251V212H247ZM10 214L12 215L11 211H9V209L7 208L6 205H4L3 201H0V252H3L4 250H6L7 248V244H8V240H7V237L10 236L12 234V232L14 231V227L18 226V224H16L14 221H12L11 219H7L6 221L3 219L5 217H10ZM149 214V215H148ZM156 214V215H155ZM195 214V215H194ZM201 214V215H200ZM206 214V215H205ZM220 214V215H219ZM264 214V213H262ZM18 215V213H17ZM81 215V216H80ZM197 215V216H196ZM224 215V216H223ZM55 216V214H54ZM139 216V215H138ZM143 216V217H142ZM153 216H156L158 218H162V220H160L158 222L157 219H154ZM160 216V217H159ZM162 216V217H161ZM223 218H222V217ZM167 218V219H166ZM76 219V220H75ZM81 219V220H80ZM90 219H91V211L85 209V210H82V211H77V212H73V213H70V224H61V226L59 225L61 222L60 220L58 219H55L53 217H50L49 218V223L45 225V227L33 232L29 238H27L19 247V249L13 253L8 259L7 261H5V264H53V262L55 263H58L59 264H63L65 263V258L63 256H60L61 255V252L65 255L67 254H71V257L74 258V262H79V260H82L85 256H87L88 254L93 256V253H95L96 249V246L95 244L91 245V248L89 250V246L88 245H82L80 242L83 240H85L86 238V233L87 232V224L90 222ZM166 221H165V220ZM175 219V220H174ZM208 219V220H207ZM78 220V221H77ZM170 220V221H169ZM52 221V222H51ZM55 221V222H54ZM75 221V222H74ZM144 221V222H143ZM168 221V222H167ZM177 221V222H175ZM60 222V223H59ZM79 224H77V223ZM86 222V223H85ZM132 222V223H131ZM148 222V223H147ZM171 222V223H170ZM182 222V223H181ZM260 222H264L263 220H260ZM4 223V224H3ZM57 223V224H55ZM76 223V224H75ZM232 223H234V221H232ZM136 224V225H135ZM159 224V225H158ZM10 225V226H9ZM50 225V226H49ZM56 225V226H55ZM80 225V226H79ZM131 225V226H130ZM144 225V226H142ZM154 225V226H153ZM166 225V226H165ZM6 226V227H5ZM9 226V227H8ZM59 226V227H57ZM63 226H67V227H63ZM76 226H78L76 228ZM163 226V227H162ZM4 227V228H3ZM52 227V228H51ZM83 227V228H82ZM145 227L147 230H145ZM179 227V228H178ZM184 228V229H181V228ZM9 228V229H8ZM57 228V229H56ZM67 228V229H66ZM76 228V229H74ZM140 228V229H139ZM149 228H151L149 230ZM158 228V229H157ZM46 229V230H45ZM49 229H51V231L55 233V237L58 236L59 240L58 241H55L53 242L54 238L52 236L49 235ZM53 229V230H52ZM64 231H63V230ZM71 229V230H69ZM79 229V230H78ZM82 229V230H81ZM186 229L189 230L188 232H186ZM73 230V231H72ZM139 230V231H137ZM191 230H194V229H191ZM39 231V232H38ZM46 231V232H45ZM59 231V232H58ZM65 231H68V232H65ZM77 231V232H76ZM82 231V232H81ZM85 231V232H84ZM149 231L151 233V235L153 234L158 240H156L157 242L156 243H152V240L153 238L151 237H147L146 233ZM214 231H219L217 234L219 235H223L222 231H220V229L216 226V229ZM229 231V230H228ZM6 232V233H4ZM61 232V233H60ZM64 232V233H63ZM140 232V233H139ZM163 233L165 232L164 234H159V233ZM47 233V234H46ZM67 233V234H66ZM76 233V234H75ZM41 234V235H40ZM44 234V236H43ZM46 234V235H45ZM79 236H78V235ZM175 234V235H174ZM255 234V233H254ZM63 235V236H62ZM145 235V236H144ZM159 235V236H158ZM256 235V234H255ZM60 236V237H59ZM139 236V237H138ZM162 236V237H161ZM166 236V238H165ZM171 236V237H170ZM181 236V237H180ZM202 236V237H200ZM43 237L45 239H43ZM51 237V238H50ZM67 237V238H65ZM70 237V238H69ZM176 237V238H175ZM188 237V238H187ZM257 238H260L261 236H256ZM64 238V239H62ZM78 238V239H77ZM80 238V239H79ZM138 238V239H137ZM140 238H143L142 241H140L139 239ZM146 238V239H145ZM181 238V239H180ZM34 239V240H33ZM61 239V240H60ZM68 239V240H67ZM163 239V240H162ZM164 239L166 241H164ZM65 240V241H64ZM79 240V241H78ZM146 240V241H145ZM180 240V241H179ZM41 241V242H40ZM44 241V242H43ZM62 241H64L62 243ZM67 241V242H66ZM54 244H53V243ZM71 242V243H70ZM129 242V243H128ZM142 242V243H141ZM145 244H144V243ZM148 244H147V243ZM174 242V243H173ZM177 242V243H176ZM98 243V242H97ZM134 245H133V244ZM160 243V244H159ZM163 243V244H162ZM172 245H170V244ZM187 243V241H186ZM51 246V247H49ZM60 244V245H59ZM66 244V245H64ZM133 246H132V245ZM144 244V245H142ZM150 244V245H149ZM156 244V245H155ZM33 245V246H32ZM41 249H40V247ZM57 245V246H56ZM61 245H62V248H61ZM82 245V246H81ZM147 245V246H146ZM165 245V246H164ZM196 245V246H195ZM48 246V247H46ZM54 246V247H53ZM65 248H64V247ZM69 246V247H68ZM153 246V247H152ZM158 246V247H157ZM163 246V247H162ZM174 246V247H173ZM210 246V245H209ZM29 247V248H28ZM45 247V248H44ZM84 247V248H83ZM86 247V248H85ZM142 247V248H141ZM144 247V248H143ZM172 247V248H171ZM23 248H27L26 250H24ZM35 248V250H34ZM52 250H50V249ZM56 248V249H55ZM83 248V249H82ZM136 250H135V249ZM148 248V249H147ZM30 249V250H29ZM67 249V250H66ZM146 249V250H145ZM155 251H154V250ZM23 250V251H21ZM46 250V251H45ZM67 252V254L65 253V251ZM92 250V251H91ZM161 250V251H160ZM25 251V252H24ZM31 251V252H30ZM36 251V253H35ZM44 251V252H42ZM50 251V252H49ZM58 252L56 254V252ZM61 251V252H60ZM94 251V252H93ZM141 251V252H140ZM148 251V252H147ZM158 251V252H157ZM192 251V252H191ZM19 252V253H18ZM23 252V253H22ZM52 252V253H51ZM54 252V253H53ZM134 252V253H133ZM136 252V253H135ZM146 252V253H145ZM163 252V254H162ZM187 252V253H186ZM26 253V254H25ZM46 253V254H45ZM79 253V254H78ZM91 253V254H90ZM150 253V254H149ZM161 253V254H158ZM193 253H197L196 255H193ZM23 254V255H21ZM48 254V255H47ZM37 256H38V259H37ZM74 256V257H73ZM132 256V257H131ZM135 256V257H134ZM149 256V257H147ZM153 256V257H152ZM163 256V258H162ZM257 256H259V253H257ZM42 257V258H41ZM49 257V258H47ZM79 257V258H77ZM155 257V258H154ZM168 259H167V258ZM33 258V259H32ZM96 258V257H95ZM135 258V259H134ZM140 258V259H139ZM144 258V259H143ZM154 258V259H153ZM166 260H165V259ZM201 258V259H200ZM35 259V260H34ZM57 259V260H56ZM149 259V260H148ZM156 259V260H155ZM165 262H163L162 261ZM206 259V260H205ZM37 260V261H36ZM153 260V261H151ZM49 261V262H48ZM125 261V262H124ZM145 261V263H144ZM150 261V262H149ZM209 261V262H208ZM52 262V263H51ZM137 262V263H136ZM163 262V263H162ZM205 262V263H204ZM69 264H71L72 262L69 261L68 262ZM190 263H187L184 262L183 264H190Z\"/></svg>",
  "mask_w": 264,
  "mask_h": 264
}]
</instances>
